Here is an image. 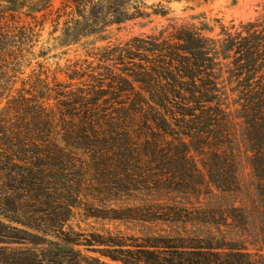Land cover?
<instances>
[{"label": "rangeland", "instance_id": "374dc122", "mask_svg": "<svg viewBox=\"0 0 264 264\" xmlns=\"http://www.w3.org/2000/svg\"><path fill=\"white\" fill-rule=\"evenodd\" d=\"M63 2L4 12L0 25L18 28L16 33L22 27L35 31L23 68L6 79L16 82L12 96L29 97L42 77L66 94L50 100L48 115L57 114L61 133L85 139L80 144L86 151H76L79 159L47 179L42 193L46 216L66 214L62 230L77 244L74 264H202L193 255L205 252L192 249L198 246L213 248L206 252L220 260L239 253L264 258V72L251 81L244 74L247 82L238 84L231 61L220 58L215 101L204 107L187 103L195 116H183L181 102L169 105L172 114L164 113L134 81L150 72L154 57L131 61L123 52L133 39H166L183 25L205 23L212 30L207 36L223 39V30L234 33L263 20L264 0H146L144 18L72 45L63 42L72 18ZM160 6L166 15L154 13ZM57 103L62 110L75 107L63 117ZM158 112L172 124L173 136L157 128ZM35 225L47 230L44 222ZM35 234L39 245L10 246L22 252L15 262H61L47 242L64 236Z\"/></svg>", "mask_w": 264, "mask_h": 264}, {"label": "trees", "instance_id": "16d2710c", "mask_svg": "<svg viewBox=\"0 0 264 264\" xmlns=\"http://www.w3.org/2000/svg\"><path fill=\"white\" fill-rule=\"evenodd\" d=\"M52 1L0 0V15L24 7L48 8ZM63 4L71 9L72 16L64 33L63 42L67 45L92 36L102 37L111 25L144 18L149 14L146 0H64ZM167 12L162 6L154 10V13L162 15ZM16 30L0 25V63L10 64V67L2 65L4 68H0V264H23L15 262L13 257L22 252L12 250L10 246L26 242L39 245L40 236L35 232L44 235L50 232L58 235L60 232L63 238L57 236V242H47L58 249L59 254L54 257H61V262L50 260L51 264H74L71 254L75 253L74 246L77 244L62 230L68 221L66 214L64 212L62 218H54L53 214L46 216L42 193L46 191L47 179L58 178L62 175L59 170L63 165L73 164L79 159L76 151H86L84 144H80L85 139L80 136L72 138L76 134L68 130L61 133L57 114L48 115L50 100H58L66 94L56 92L42 77L36 78L35 86L28 92L31 98L12 96L16 82L6 79L10 73L17 74L23 68L25 48L35 32L26 27L18 33ZM175 30L166 39L154 36L133 39L123 50L131 61L136 58L148 61L149 55L154 57L150 72L145 73L144 78L137 74L134 81L142 83L143 90L150 95L151 104L164 113L170 111L172 114L174 110L169 105L177 100L182 103L178 109L183 116H195L187 103L199 107L213 103L219 92L215 66L220 58L231 61L230 64L235 67L233 78L238 80V84L247 82L244 74L251 81L252 75L261 70L264 72V19L248 22L234 33L223 30L224 38L219 40L207 36L206 33L212 30L205 23L201 27L183 25ZM142 69L145 70L144 67ZM230 71L232 74L233 70ZM82 100L83 97L78 102L80 106ZM74 107L68 106L65 110L58 107V110L65 117L66 111ZM160 112L154 123L165 135L173 136L172 124ZM197 130L200 131V128ZM49 134L57 138L50 139ZM44 216L48 220L44 221ZM40 221L44 222L46 231L35 225ZM192 249L205 251L193 252V255L203 258L202 264H264V258L257 261L249 254H232L220 260L216 254L206 252L213 248L198 246ZM210 256L215 260H211ZM23 261L25 264H36L35 260ZM145 263L153 264L149 260Z\"/></svg>", "mask_w": 264, "mask_h": 264}]
</instances>
